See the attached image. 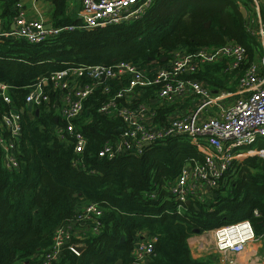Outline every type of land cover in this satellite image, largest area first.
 Returning <instances> with one entry per match:
<instances>
[{
  "label": "trees",
  "instance_id": "1",
  "mask_svg": "<svg viewBox=\"0 0 264 264\" xmlns=\"http://www.w3.org/2000/svg\"><path fill=\"white\" fill-rule=\"evenodd\" d=\"M22 1L0 0L5 30L20 13ZM46 1L53 6L54 26L80 23L81 10L72 14L70 0ZM253 5V0H153L145 14L131 22L64 33L39 44L0 40V82L10 87L13 99L7 105L0 96V109L25 110L18 143L20 167L8 170L0 159V264H43L52 251L55 231L90 203L104 211L101 233L89 234L79 256L67 248L51 264H116L119 260L130 264L142 237L156 240L149 264H215L212 256L194 258L189 238L242 220H249L258 235L264 233V157L235 163L212 199L194 201L197 207L184 204L179 210L169 184L191 159H204L188 137L152 144L140 156L100 158L102 146L114 141L124 125L120 118L99 113L107 97L97 94L86 103L91 118L78 123L89 144L84 167H75L73 145L55 134L56 110L43 106L37 114L26 106L29 85L68 66L121 61L163 64L178 49L219 47L227 41L245 46L253 60L260 48L248 30ZM192 77L218 91H235L239 81L238 73L225 72L222 64L205 66ZM156 92L157 88L146 90L141 100L148 101ZM174 110L175 106H159L156 123L167 121ZM249 148L264 150V139Z\"/></svg>",
  "mask_w": 264,
  "mask_h": 264
},
{
  "label": "built area",
  "instance_id": "2",
  "mask_svg": "<svg viewBox=\"0 0 264 264\" xmlns=\"http://www.w3.org/2000/svg\"><path fill=\"white\" fill-rule=\"evenodd\" d=\"M80 1L79 24L54 26L43 17L29 18L20 11L12 29L3 30L0 21V40L17 38L39 44L64 33L131 22L142 17L153 3V0ZM253 4L256 16L249 19L248 30L260 43L259 58L255 55L250 60L245 46L227 41L219 47L178 49L166 57L165 63L155 62V67L130 61L68 66L29 85L26 106L33 105L31 113H39L43 106L56 110L54 131L62 142L73 145L75 167H84L83 155L89 144L78 123L91 118L86 103L97 94L107 97L99 106V113L120 118L124 125L114 141L102 146L100 158L112 160L124 153L140 156L152 144L177 136L188 137L204 159L202 162L191 159L169 184L168 191L179 203V210L187 201L205 203L235 163L248 157H264V150L249 148L264 139V0H253ZM48 24L50 28L46 27ZM213 64H223L227 73H238L235 91L213 90L192 77ZM155 88L154 96L148 101L141 100L146 90ZM9 90L6 83L0 82V96L7 105L13 103ZM161 105L175 106V110L184 106L186 112L172 114L167 121L157 124V108ZM24 113V109H0V159L8 170L20 167L18 143L23 134ZM103 214L99 204L85 205L73 221L55 231L52 251L43 264L58 261L67 248L79 256L82 252L75 248L84 246L89 234L101 233ZM75 227L80 229L76 243ZM211 232L214 251L221 255L220 264H264L261 254L264 233L258 235L249 220L223 225ZM155 242L142 237L135 245L130 264H149ZM197 249L203 251L205 246L200 244Z\"/></svg>",
  "mask_w": 264,
  "mask_h": 264
},
{
  "label": "crops",
  "instance_id": "3",
  "mask_svg": "<svg viewBox=\"0 0 264 264\" xmlns=\"http://www.w3.org/2000/svg\"><path fill=\"white\" fill-rule=\"evenodd\" d=\"M69 8H70V12L72 14H76V12L81 10V3L80 0H70L69 3ZM2 10V4H0V13ZM21 11H23L27 17L29 18H33V19H38L43 17L45 19V21L47 23H51V15L53 13V6L50 2L46 1V0H23L21 3ZM14 22V21H13ZM13 22L11 24V28H13ZM2 29L5 30L3 27L4 25H1ZM260 53L257 52L256 53V58H259ZM29 107V106H28ZM27 107V108H28ZM29 110V108H28ZM182 111V112H181ZM186 112L185 107L178 109V110H174V115H178V114H182ZM36 113L38 114V112L36 111ZM211 196V194L209 195V197ZM196 237V238H194ZM201 237L202 235H194L191 238H189V245L191 248V252L194 258H203V259H207L209 258L208 255L212 254L211 252L209 254H207V252H203V253H197L195 252V247L203 244L205 246V251L208 250V248L206 247L205 243H203L201 241ZM194 239L193 243L192 240ZM201 252V251H199ZM214 255H212L211 260L215 263V264H220V261L222 260L220 257L221 255L216 253L215 251L213 252ZM218 254V255H217Z\"/></svg>",
  "mask_w": 264,
  "mask_h": 264
},
{
  "label": "rangeland",
  "instance_id": "4",
  "mask_svg": "<svg viewBox=\"0 0 264 264\" xmlns=\"http://www.w3.org/2000/svg\"><path fill=\"white\" fill-rule=\"evenodd\" d=\"M0 4H1V2H0ZM254 8V7H253ZM251 12H253L251 15H250V18L249 19H254L255 18V12H254V9H253V11H251ZM245 14L247 15V13L245 12ZM150 64H152V65H150V66H148V67H155V62H152V63H150ZM149 65V64H148ZM223 65V64H222ZM224 66V65H223ZM182 112V111H181ZM213 196V195H212ZM212 196L210 197V199H212ZM202 235V237H201V241L203 242V243H205V245H206V247L208 248V250H203V251H201V252H199V250L197 249L198 248V246H196L195 247V252H197V253H203V252H207V254H209L210 252L212 253V254H210V255H208V257H210V256H212V255H214L213 254V252H214V242H213V234H212V232L210 231V232H207V233H204V234H201ZM194 238H196V237H194ZM193 241H194V239L192 240V243H193ZM261 243H262V245H263V247L261 248V254H262V258H264V240H262L261 241ZM218 255V254H217Z\"/></svg>",
  "mask_w": 264,
  "mask_h": 264
},
{
  "label": "water",
  "instance_id": "5",
  "mask_svg": "<svg viewBox=\"0 0 264 264\" xmlns=\"http://www.w3.org/2000/svg\"><path fill=\"white\" fill-rule=\"evenodd\" d=\"M243 12H244V15L246 16V14H245L246 11L244 10ZM206 26L209 27V26H210V22H208ZM46 27H47V28H50L51 25L48 24V25H46ZM163 60L165 61L166 58L163 59ZM28 108H29V111H32V109H33V105H32V104H29V107H28ZM148 145H149V144H146V146H148ZM186 204H187V205H193V206L197 207V205H196L195 203H193L192 201H187ZM122 241H124V239H122ZM85 248H86V246L76 247L75 250L78 251V252H83V251L85 250ZM116 264H123V262H122L121 260H119Z\"/></svg>",
  "mask_w": 264,
  "mask_h": 264
}]
</instances>
